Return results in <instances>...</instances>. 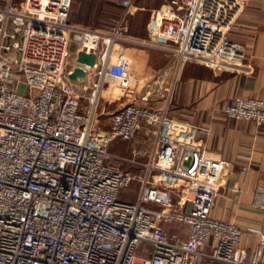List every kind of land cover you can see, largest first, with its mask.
Segmentation results:
<instances>
[{"label":"built area","instance_id":"obj_1","mask_svg":"<svg viewBox=\"0 0 264 264\" xmlns=\"http://www.w3.org/2000/svg\"><path fill=\"white\" fill-rule=\"evenodd\" d=\"M250 1L170 0L140 42L127 34L132 0H121L109 29L72 23L71 0L0 2V264H264L262 230H248L257 236L248 252L242 230L213 216L219 191L232 189L230 162L170 134L168 117L185 64L241 58L229 34ZM131 43L164 50L173 62L142 85L139 103L119 106L105 130L100 86L84 104L67 60L73 46L75 54L95 53L89 74L115 44ZM223 111L264 125L261 100ZM139 133L149 147L120 159L139 171L113 166L111 145ZM132 183L135 198L120 199ZM255 201L264 209V180ZM167 226L184 227L187 237L169 235ZM141 244L150 249L138 255Z\"/></svg>","mask_w":264,"mask_h":264},{"label":"crops","instance_id":"obj_2","mask_svg":"<svg viewBox=\"0 0 264 264\" xmlns=\"http://www.w3.org/2000/svg\"><path fill=\"white\" fill-rule=\"evenodd\" d=\"M13 1L20 4L24 0ZM165 1L132 0L128 15L131 40L140 42L148 38L147 27L152 14ZM0 2L5 4L7 0ZM120 12L121 0H71L69 20L80 26L109 29ZM229 41L241 50L239 60L215 64L188 62L181 68L170 101L169 132L201 146L208 158L230 162L225 182L232 189L219 191L213 216L235 223L243 232L240 246L250 252L257 243V236L248 230L264 232V209L255 201V192L264 180V125L227 118L223 109L237 100L257 99L264 102V0L249 2L231 29ZM120 55L124 56L126 62H133L134 82L143 84L161 68L169 69L173 62L164 50L136 43L115 44L103 62L109 65ZM98 62L102 60L99 58ZM96 77L98 82H103L101 94L105 103L102 106L99 104V112L100 124L107 130L114 112L108 111L107 107L116 101H120L119 106L139 103L138 92L142 85L135 91L128 90L125 94L110 98L113 92L111 82L115 80L109 78L104 88L107 80L102 79L103 67H99L88 74L86 81L75 84L81 96L85 95L91 79ZM140 147H149L142 133L131 141H117L110 148L117 151L116 155H112L120 161L131 159ZM117 161L112 159L110 163L119 167ZM122 163L127 170L139 171L136 165ZM173 227L176 232L169 235L179 234L183 239L187 237L184 227Z\"/></svg>","mask_w":264,"mask_h":264},{"label":"rangeland","instance_id":"obj_3","mask_svg":"<svg viewBox=\"0 0 264 264\" xmlns=\"http://www.w3.org/2000/svg\"><path fill=\"white\" fill-rule=\"evenodd\" d=\"M167 1V0H166ZM164 2L162 3L160 6H158V9H160L162 6L166 5L170 0H168V2ZM122 13V12H121ZM120 17V15L118 16V18ZM129 20H128V33H129ZM127 33V34H128ZM130 34V33H129ZM129 37V35H128ZM125 45H129V44H125ZM74 57H75V47L73 46L72 48V54L71 56L68 58L67 60V68H71L74 64ZM133 62H125V58L124 56L120 55V56H117L115 58V61L110 63L109 65H107V62H105L104 64V67H103V77L102 79H106L107 82H105V87H107L106 85L109 83L108 82V79H114L115 82L112 83L111 82V86H110V89H113V92H115V96L113 95V92H112V95L110 98H115V97H118L120 96L122 93L125 94L128 90H131V91H135L136 89H138L139 87H141V85H143V82H134V79H133ZM124 78H126L128 80V83L125 84L124 82ZM97 85H99V89H98V104H100L101 106L104 105L105 103V100L103 99V95L101 94L102 93V88H103V82L100 80V82H98V78H94V79H91V82H90V86L88 87L86 93L84 96H81V99H83V101L85 102L84 104H86L87 106L90 105L91 103V100H93V92L95 91V89L97 88ZM110 85V84H109ZM109 98V99H110ZM97 99V97H96ZM120 101H116L115 103L113 104H110L107 109L108 111L112 112V111H115L116 109H118L119 107V103ZM26 113V111H25ZM109 152L110 154H114L116 155L115 153H117V151H113L111 148L109 149ZM116 164H118L119 168H123L125 169V164H123L121 161H117ZM182 186L183 184L181 182H179ZM178 193V192H177ZM135 195H136V184L135 183H132L130 186L126 187V188H122L121 191H120V199H134L135 198ZM168 233H175L176 230H175V227H169L166 229ZM148 248L150 249V246L147 245V244H141L139 246V249L137 251V254L140 255L143 253V250L144 248Z\"/></svg>","mask_w":264,"mask_h":264},{"label":"water","instance_id":"obj_4","mask_svg":"<svg viewBox=\"0 0 264 264\" xmlns=\"http://www.w3.org/2000/svg\"><path fill=\"white\" fill-rule=\"evenodd\" d=\"M74 66L71 72L68 74V78L74 84L87 80V72L93 68L97 61V55L95 53L87 54L83 50H78L73 59Z\"/></svg>","mask_w":264,"mask_h":264},{"label":"trees","instance_id":"obj_5","mask_svg":"<svg viewBox=\"0 0 264 264\" xmlns=\"http://www.w3.org/2000/svg\"><path fill=\"white\" fill-rule=\"evenodd\" d=\"M121 13V12H120ZM120 13H119V15H120Z\"/></svg>","mask_w":264,"mask_h":264}]
</instances>
